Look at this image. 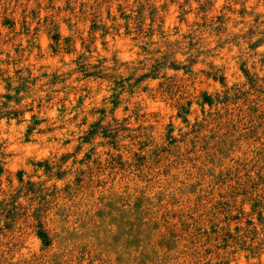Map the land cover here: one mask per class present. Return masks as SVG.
<instances>
[{"label":"rangeland","instance_id":"rangeland-1","mask_svg":"<svg viewBox=\"0 0 264 264\" xmlns=\"http://www.w3.org/2000/svg\"><path fill=\"white\" fill-rule=\"evenodd\" d=\"M0 264H264V0H0Z\"/></svg>","mask_w":264,"mask_h":264},{"label":"trees","instance_id":"trees-1","mask_svg":"<svg viewBox=\"0 0 264 264\" xmlns=\"http://www.w3.org/2000/svg\"><path fill=\"white\" fill-rule=\"evenodd\" d=\"M43 237V236H42Z\"/></svg>","mask_w":264,"mask_h":264}]
</instances>
